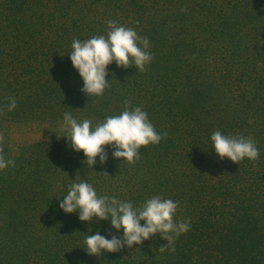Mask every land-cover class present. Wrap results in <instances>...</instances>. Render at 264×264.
Masks as SVG:
<instances>
[{
  "label": "trees",
  "instance_id": "trees-1",
  "mask_svg": "<svg viewBox=\"0 0 264 264\" xmlns=\"http://www.w3.org/2000/svg\"><path fill=\"white\" fill-rule=\"evenodd\" d=\"M108 20L146 36L154 59L144 72L113 62L110 86L89 97L71 44L106 35ZM125 100L167 133L134 164L104 146L106 162L97 157L88 168L68 139L14 157L3 148L15 164L0 170V264H264V0H0V135L11 123L63 120L65 112L97 124ZM215 130L250 137L259 158L221 160ZM80 180L134 206L155 195L177 201L175 219L190 229L174 251H159L168 242L157 235L89 255L86 235L120 238L123 229L59 208Z\"/></svg>",
  "mask_w": 264,
  "mask_h": 264
},
{
  "label": "clouds",
  "instance_id": "clouds-1",
  "mask_svg": "<svg viewBox=\"0 0 264 264\" xmlns=\"http://www.w3.org/2000/svg\"><path fill=\"white\" fill-rule=\"evenodd\" d=\"M107 34L92 36L86 40L74 38L71 44L70 60L83 80L81 91L89 97L103 96L110 86L106 81L108 65L115 62L117 67L134 66L140 72L146 71L154 56L150 53V43L146 36H140L133 28L118 25L114 20L106 21ZM7 110L16 108L14 97L9 98ZM70 147L76 152H83L88 168L96 164L99 157L101 164L107 160L104 146H111L112 155L116 159L134 164L140 158L141 148L158 144L167 137V133H157L148 114L141 107H133L130 100L124 101L120 114L109 115L95 126L89 119L79 121L71 112H65L63 125ZM213 148L221 160L228 158L239 164L245 158L255 161L259 158V150L253 140L243 136L224 135L215 130L211 135ZM3 136L0 135V143ZM0 147V170L14 166V160H5ZM105 174V173H104ZM107 175V174H106ZM59 208L66 214L78 212L81 222L93 220H110L112 229H123V236L111 239L102 236L99 231L95 235H86V252L100 256L103 252H119L125 245H141L145 240L159 235L168 243L159 251L173 250L176 238L190 229L187 220L176 221L178 202L165 199L160 195L146 199L142 204L134 206L131 202L121 201L115 197L98 196L94 187L84 181L73 182ZM141 221L145 223L141 225Z\"/></svg>",
  "mask_w": 264,
  "mask_h": 264
},
{
  "label": "rangeland",
  "instance_id": "rangeland-1",
  "mask_svg": "<svg viewBox=\"0 0 264 264\" xmlns=\"http://www.w3.org/2000/svg\"><path fill=\"white\" fill-rule=\"evenodd\" d=\"M84 119H89L93 126L96 125V120L87 115L78 120ZM62 125L63 120L52 121L45 118L11 123L2 130L3 142L0 143V147L6 148L9 155L14 157L19 155L25 147L39 142H65L67 137L64 136L67 133Z\"/></svg>",
  "mask_w": 264,
  "mask_h": 264
}]
</instances>
